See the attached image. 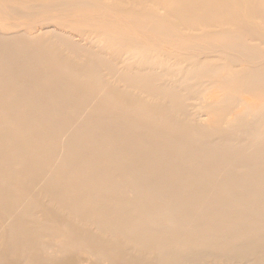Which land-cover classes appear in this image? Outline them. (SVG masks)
I'll list each match as a JSON object with an SVG mask.
<instances>
[{
	"label": "bare ground",
	"instance_id": "obj_1",
	"mask_svg": "<svg viewBox=\"0 0 264 264\" xmlns=\"http://www.w3.org/2000/svg\"><path fill=\"white\" fill-rule=\"evenodd\" d=\"M0 14V264H264V0Z\"/></svg>",
	"mask_w": 264,
	"mask_h": 264
},
{
	"label": "rangeland",
	"instance_id": "obj_2",
	"mask_svg": "<svg viewBox=\"0 0 264 264\" xmlns=\"http://www.w3.org/2000/svg\"><path fill=\"white\" fill-rule=\"evenodd\" d=\"M159 14H163L164 11L163 10H159L158 11ZM62 19L66 18V15H62ZM5 18V19H4ZM24 21L23 18H16L13 16H3L2 14H0V28H2L4 25H9L11 23H20ZM1 30V29H0ZM33 33L35 32V30L32 31ZM207 42H203V44H205ZM187 68V65L185 64H181V65H176L173 66L171 69L174 71L175 75L173 77H171V80H176L178 78V75L180 74V72L184 71ZM143 97H145L148 100H151V96L148 93H143Z\"/></svg>",
	"mask_w": 264,
	"mask_h": 264
}]
</instances>
